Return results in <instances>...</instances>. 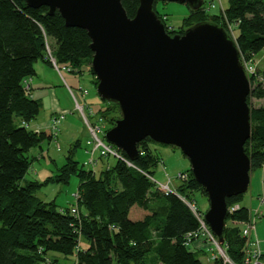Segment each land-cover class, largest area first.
I'll list each match as a JSON object with an SVG mask.
<instances>
[{"label":"trees","instance_id":"1","mask_svg":"<svg viewBox=\"0 0 264 264\" xmlns=\"http://www.w3.org/2000/svg\"><path fill=\"white\" fill-rule=\"evenodd\" d=\"M159 2L166 1L155 4ZM122 4L129 18H135L140 0H122ZM158 15L171 36L184 35L199 23L217 24L227 33L231 25L237 31L240 56L253 59L264 53V0H228L224 14L220 9L210 15L204 6L191 9L183 25L172 31L165 17ZM48 40L59 65L71 66L73 73L88 67L97 87L86 30L68 27L61 13L50 14L48 7L35 9L26 0H0V264H62L59 256L75 257V264H204L199 252L187 245V236L196 233L200 223L182 198L196 202L197 193L207 200L208 195L191 168L182 173L188 178L181 180L175 193L160 190L151 180L161 159L151 149L156 142L150 138L138 144L140 155L135 161L117 149L121 158L99 175L74 159L77 143L57 175L44 182L23 183L32 166L31 150L54 139L50 129H30L42 104L30 95L27 84L36 75L37 62L52 64ZM250 81L252 109L253 99H264V87L255 85L253 77ZM103 101L108 106L101 114L112 128L121 111L117 104ZM251 121L252 136L245 152L255 171L264 169V107L252 109ZM73 175L80 180L76 207L60 210L37 196L41 187L51 182L68 184ZM244 195L227 199L228 208L240 205L228 215L223 234V248L235 264L244 259L241 224L251 213L241 205ZM81 239L88 245L83 247ZM212 264L223 262L217 259Z\"/></svg>","mask_w":264,"mask_h":264},{"label":"water","instance_id":"2","mask_svg":"<svg viewBox=\"0 0 264 264\" xmlns=\"http://www.w3.org/2000/svg\"><path fill=\"white\" fill-rule=\"evenodd\" d=\"M156 1L140 0L131 19L122 0H26L31 8L59 11L68 27L88 32L97 93L121 111L106 141L131 161L147 138L180 149L208 195L204 217L223 245L227 199L246 194L251 181L245 152L252 136L250 78L223 27L199 23L171 36L154 9ZM162 1L193 10L204 5V0Z\"/></svg>","mask_w":264,"mask_h":264},{"label":"rangeland","instance_id":"3","mask_svg":"<svg viewBox=\"0 0 264 264\" xmlns=\"http://www.w3.org/2000/svg\"><path fill=\"white\" fill-rule=\"evenodd\" d=\"M155 5L157 6V13L165 17L166 23L168 24L169 30L171 31L179 29L183 25L184 20L188 18L191 13V8L186 4H180L176 2H159ZM203 6L210 15H214L217 14L222 7L223 9L228 7V0H204ZM216 8H218V10H216ZM232 31H229V34L234 38V40H236L237 31ZM47 43L50 45V50H52L53 47L51 41L48 40ZM240 57L242 65L246 66L248 69L246 73L247 76L249 78H254L255 85L260 84L264 87V53L259 54L253 59L242 55ZM87 69L88 67L86 66H84L82 69L80 68V70L83 72V74H81V83L84 86L83 88L87 90H77L75 87H72V93H70L66 85L61 83V86L63 87L61 89L59 88L57 93L51 92V94H49L43 101V108L34 122H40L39 124H41L42 128H46L50 122L49 119H51L53 114H65V117L68 115V121L67 123L66 121L63 122L64 120L60 122L58 138H55L54 142L45 140L41 144L47 156L44 159L33 161L31 169L27 173L23 183L32 180L44 182L48 177L57 175L59 173V168H61L67 162V156L69 155L70 150L74 148V145L77 143H79V145L75 148L73 157L79 162L80 166L84 165L85 169L93 170L96 172V174H99L108 166H113L116 164L118 159L117 157L104 158L99 156V154L93 157L89 154V150H91L95 145L92 141L93 135L86 123L81 120L82 114L77 110V103H80L84 107V111L91 121L90 125L94 129H96L97 125H102V129H100L97 134L98 138H100L102 141L106 140L105 135L111 126L107 123V121H104L105 126L103 123L98 122V117H102L101 112L107 110L108 104L104 102L97 93L95 83H92L91 75ZM63 73L67 74L68 72ZM70 75L80 79L79 71H76ZM93 80H95L94 77ZM253 87L251 85V89ZM80 93L83 97H87L86 102H83L80 97ZM56 95L60 101V107L58 108L55 106ZM251 102L252 109L264 107V99H253ZM110 109L116 112L115 108L111 107ZM91 112L93 114H91ZM114 115L117 116V113ZM30 129L35 130V127L30 126ZM151 149L161 159L159 166L156 168L152 178L158 184H166L168 183L169 179H171V186L176 189L181 184V182L188 178L187 174H183L185 178L183 181H181V179L179 180V175L191 168L189 160L183 155L181 150L176 149V147L174 148L172 146L151 143ZM48 151L49 155L47 153ZM39 153V148H34L30 152V154L33 156H37ZM90 161H92L94 165L90 164ZM250 178L251 181L249 190L244 195L241 205L247 207L251 213L257 210L261 211L262 216L256 222L254 237L260 241L261 249L264 252V203L262 200L264 199V169H257L255 171L251 170ZM79 184V178L76 175H73L68 184L51 182L41 187L37 191V196L45 202H54L60 210L67 208L71 209L77 206ZM195 200L200 208V211L205 214L210 207L207 198L201 193H197L195 195ZM251 213L249 220L252 218ZM249 220L243 222L241 227L249 222ZM81 244L83 247L88 245L84 239H81ZM223 245L220 244L221 247ZM194 247L200 249H197L199 252L197 256L204 264H212L211 258L217 253L214 246H211L208 243H205L204 240L200 239L194 243L192 248ZM59 258L62 264H75L76 262L75 257L67 258L64 256H59Z\"/></svg>","mask_w":264,"mask_h":264},{"label":"built area","instance_id":"4","mask_svg":"<svg viewBox=\"0 0 264 264\" xmlns=\"http://www.w3.org/2000/svg\"><path fill=\"white\" fill-rule=\"evenodd\" d=\"M221 10L224 14L223 7L221 8ZM232 30H233V27L231 25H229L228 30H227L228 34H229V31H232ZM47 50H48V57H49L52 65L54 66V68L58 72H60V73H62V72L71 73L72 72L73 68L71 66H69V65L62 66V65H59L57 63L56 59L52 55V52L50 50V46L48 44H47ZM243 67L245 68L246 73H247L248 69L246 68V66H243ZM28 89L30 90L29 85H28ZM77 110L80 111V113L82 114L84 122L86 123L90 132L93 135L92 141L95 145L91 150H89V154L93 157H95L99 154V156L104 157V158H106V157H114V158L117 157L118 159H120L121 157H120L119 152H118L116 147L109 144L106 140L102 141L100 138H98L97 134L100 131V129H102V125L101 124L97 125L96 129H94L90 125L91 121H90L88 115L86 114V112L84 111L85 110L84 107L80 103H77ZM91 114H93V113L91 112ZM64 118H65V114H58L52 119V122H51V125L49 126V128H50L51 133L53 134V136L55 138H57V136H58L59 124L62 120H64ZM104 121L105 120L103 117H98V122L103 123V125H104ZM90 164L94 165V163L92 161H90ZM184 178H185V176L181 173L179 175V180L180 179L183 180ZM151 180L158 186V188L160 190L164 191L166 194L176 192V190L171 186V184H172L171 179H169L168 183H166V184H158L153 178H151ZM182 200L190 208V210L193 212V214L196 216V218L198 219V221L200 223V229L196 233H191L187 236V245L193 247V245L196 241L202 239V240H204L205 243H208L209 245L214 246L216 248L217 253L214 254L213 257L211 258L212 262L217 260V259H221L223 264H235L230 259V257L227 255L223 246L222 247L220 246L217 237L211 231L209 225L207 224V222L205 220L204 214L200 211V208L197 205V203L195 201H190L184 197L182 198ZM262 200L264 203V199H262ZM239 209H240V205H234L233 207L228 208V213L232 214V213L238 211ZM71 211H72V213L76 214V210L72 209ZM261 216L262 215H261L260 210H257L255 212L251 213L252 218L249 220V222H247L242 227V236L246 239V245H245V249H244V259H243V262L241 264H264V252L261 249L260 241L254 237V233H255V229H256L255 225H256L257 220L259 218H261ZM193 249L195 251L197 249L200 250L199 248H195V247Z\"/></svg>","mask_w":264,"mask_h":264},{"label":"crops","instance_id":"5","mask_svg":"<svg viewBox=\"0 0 264 264\" xmlns=\"http://www.w3.org/2000/svg\"><path fill=\"white\" fill-rule=\"evenodd\" d=\"M216 10H217V8H216ZM35 69H36V75L34 77H32L31 79H28L27 84L30 87V95L34 99L41 102L42 108H43V101L47 98V96L49 94H51V92L57 93L59 88L61 89L63 87V86H61V83L66 85V87L68 88L70 93H72L71 92L72 87H75L77 90H87V89L83 88L84 86L81 83V76H82L81 74H83V72H80V79H78L75 76L70 75L73 72H71V73L68 72L67 74H64L63 72L59 73L56 71V69L54 68V66L52 64L44 62V61L37 62L35 65ZM87 71L89 72L88 69H87ZM91 79H92V83L94 84V80H93L92 75H91ZM88 95H90V94H88ZM80 97L83 100V102L84 101L86 102L87 97H83L81 93H80ZM55 102H56L55 106H57V108L60 107V101L58 100L57 95L55 97ZM42 108H41V110H42ZM57 108H55V109H57ZM54 111H56V110H54ZM55 116L56 115L53 114L51 119H49L50 122H49L48 126H46V128H42L41 124H39L40 122L36 123V122H34L35 120L30 123V126L35 127V130H34L35 132L36 131L43 132L46 129H50L49 126L51 125L52 119ZM67 116L65 117L63 122L66 121V123H67V121H68ZM81 120L84 122L82 117H81ZM87 134L89 136L88 131H87ZM53 138L55 139V137H53ZM57 138H58V136H57ZM54 139L51 142H54L55 141ZM38 148L40 149L39 155L33 156L30 154V158L32 159V164H33V161L38 160V159H44L47 156L45 150L43 149V146H40ZM58 148H59V146H58ZM47 153L49 155V151ZM37 174H38V172H37ZM97 175H99V174H97ZM36 177H38V176H36ZM32 181H38V180H32ZM38 182H41V181H38Z\"/></svg>","mask_w":264,"mask_h":264}]
</instances>
